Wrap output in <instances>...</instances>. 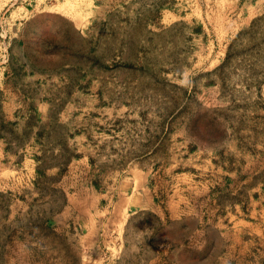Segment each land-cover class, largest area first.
<instances>
[{
    "label": "rangeland",
    "instance_id": "rangeland-1",
    "mask_svg": "<svg viewBox=\"0 0 264 264\" xmlns=\"http://www.w3.org/2000/svg\"><path fill=\"white\" fill-rule=\"evenodd\" d=\"M13 49L85 151L0 85V264H264V0H0V78Z\"/></svg>",
    "mask_w": 264,
    "mask_h": 264
},
{
    "label": "crops",
    "instance_id": "crops-1",
    "mask_svg": "<svg viewBox=\"0 0 264 264\" xmlns=\"http://www.w3.org/2000/svg\"><path fill=\"white\" fill-rule=\"evenodd\" d=\"M18 59L13 49L8 51L4 60V67L2 68L3 75L0 78V85L13 86L4 92L8 96L7 101H37L36 110L38 112L43 110L44 113H37L33 108L27 115L32 118H41L43 120V125L48 126L49 133H55V135H57L55 140L51 139V143L49 142L47 152L51 157L60 158L64 150H68L71 159L74 160L75 154L85 151V113H64V108L61 109L60 113H51L53 109L52 100L44 98L49 97L51 87L55 90L56 87L62 84L61 78L56 74L52 77L48 76V73H44L39 67H34L27 59ZM15 61L18 63V68L14 67ZM73 119H78V122H75ZM32 128L34 131L37 129L35 127ZM19 150L23 155L25 152L26 159L33 156L35 152L34 148L30 149L28 147L24 149L20 148ZM43 150L45 149L42 148L41 152ZM143 194H145L146 198L144 202L145 207H142L141 210L143 211H139L140 213H137L135 216L145 215L146 223L149 222L148 218L153 216V214L162 222L165 221V218L177 224L185 222V214L179 206L180 202L170 203L168 211H166L149 200L150 197L147 195L148 192H138L137 195H135V193H130L128 196L129 202L131 203L134 198L143 197ZM198 224H201L199 218Z\"/></svg>",
    "mask_w": 264,
    "mask_h": 264
}]
</instances>
